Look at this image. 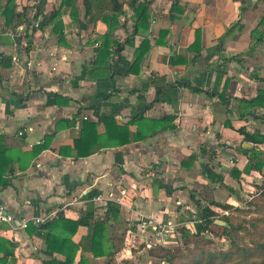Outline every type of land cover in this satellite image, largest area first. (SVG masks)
I'll use <instances>...</instances> for the list:
<instances>
[{
    "label": "crops",
    "instance_id": "obj_1",
    "mask_svg": "<svg viewBox=\"0 0 264 264\" xmlns=\"http://www.w3.org/2000/svg\"><path fill=\"white\" fill-rule=\"evenodd\" d=\"M52 1L47 0L45 13L53 9ZM252 2L247 5L252 6ZM163 3L171 7L172 2L154 0L151 5L161 11L157 16L152 14L147 33L151 49L137 76L127 74L134 52L129 46H123L119 56L112 55L103 65H95L97 41L107 30L102 23L80 30L63 14L61 40L53 25L34 34L22 31L30 38L20 40L0 17V135L19 139L22 154L52 135L49 149L25 172H15L12 186L0 188L4 212L16 221H28L25 229L13 228L12 221H0V238L15 245L13 258L6 264L51 260L44 253L42 236L29 231L30 224L42 225L34 224L32 218L60 214L76 221L87 210L96 218L103 217L109 202L119 206L117 220L109 223L116 235L125 237L123 247L111 259L79 250L73 264H166L150 256L146 244L163 246L155 227L169 222L176 227L192 224L196 208L191 194L199 193L200 187L217 193L221 188L235 192L236 187L252 182L256 187L261 185L264 168L261 174L242 173L248 160L241 149L253 145L244 142L239 133L243 129L264 135V109L241 104L264 90V83L258 81L264 79V55L260 53L264 40L253 42L251 33L256 27L248 20L253 16L252 7L240 15L243 0H179L181 13L171 21L170 7L165 10ZM119 23L115 37L123 42L132 26L130 15L120 18ZM161 30L169 32L163 46L155 44ZM196 30L200 44L188 50ZM142 39L135 35L134 47ZM118 57L121 61L116 68ZM172 58L177 64H172ZM157 87L160 95L155 101ZM49 94L58 95L59 104ZM140 113L149 120L173 116L172 128L133 141L137 127L130 126V144L103 148L86 158L73 155L82 121L98 123L102 117L113 116L122 125ZM75 116V123L66 125ZM150 131L144 129L143 135ZM97 132L104 134L103 124ZM263 147L257 146L264 152ZM61 148L71 151L61 155ZM192 156L195 160L190 165ZM205 168L221 176L223 186L209 181ZM232 170L242 173L238 180L231 176ZM92 191L96 196L90 200L86 195ZM109 194L119 203L108 200ZM87 233V228L79 227L72 242L80 243ZM105 245L110 247V243ZM55 257L64 260L60 255Z\"/></svg>",
    "mask_w": 264,
    "mask_h": 264
},
{
    "label": "trees",
    "instance_id": "obj_2",
    "mask_svg": "<svg viewBox=\"0 0 264 264\" xmlns=\"http://www.w3.org/2000/svg\"><path fill=\"white\" fill-rule=\"evenodd\" d=\"M16 0H0V17L4 19V25L7 28H17L22 25L26 30L31 26V33L42 31L49 25H53L52 30L59 36V40L64 38L62 34L63 23L61 16L67 14L73 23L78 25L80 30L87 29L88 26H95L102 23L106 27V32L97 42L99 49L96 54L95 65H103L112 55L119 56L118 49L122 46L134 48L133 61L130 64L127 74L139 75L145 56L151 49L150 41L147 33L150 28L152 15L150 7L154 0H60L58 8H54L48 13H45L47 0H33L32 16L29 17L31 10L25 7L22 13H17ZM238 1V0H234ZM264 4V0H260ZM126 9L131 12L130 20L132 23L130 33L123 42L115 37L116 31L120 27L119 19L126 16ZM245 8L240 7V15ZM80 12L82 17L80 19ZM181 13L179 0H173L168 12V17L172 21L177 14ZM37 23V26H33ZM127 20L124 26H126ZM237 26L236 25H233ZM264 27V16L260 19L257 28L251 33L255 37V41L262 42L264 31L261 33L259 28ZM232 28V27H231ZM136 31V34H134ZM230 29L227 30V33ZM167 30L159 31L156 45H166L165 38L168 35ZM142 36L143 39L137 47H134V36ZM30 38V37H28ZM200 44V32L195 31V41L188 48L193 50ZM176 59L172 58V64H177ZM116 62V61H115ZM164 80V79H162ZM264 83V79H258ZM185 87L190 88L194 92H201L200 89L191 86L189 83H183ZM50 95V94H49ZM160 95V89L156 88V98ZM55 98V102L59 104L60 97L56 94H51ZM241 104L249 105L252 108L264 109V90L258 91V94L253 99L241 101ZM140 113L137 117L131 119L127 124H117L113 116H105L98 120V123L82 121L80 136L74 141L72 149L75 158H86L98 152L103 148L123 147L131 143L130 126L136 125L137 131L133 135V141H143L150 138L153 134L172 128L170 126L173 121V116H165L159 120H149ZM76 116L66 125H73L76 121ZM103 124L105 132L99 135L97 127ZM149 128L151 131L143 135L144 129ZM58 127L55 130L58 131ZM243 136L244 142L252 144L253 148H242L241 153L247 158V164L242 173L250 174L256 172L261 174L264 168V152L259 150L257 146L264 145V135L259 132L253 134L246 133L243 129L239 130ZM52 135L44 137L43 143L32 147L31 151L22 154L20 149L22 142L13 137L0 135V188L5 189L12 186L11 177L15 172H25L28 167L33 165L35 159L45 150L49 149ZM113 141L103 143L102 140ZM111 144V145H110ZM16 148L18 150H16ZM71 151L70 148H61L60 154L64 151ZM71 153V152H69ZM211 158L212 155L208 154ZM195 160L192 156L188 159L191 165ZM240 172L231 171V176L238 180L241 176ZM205 174L209 181L220 183L223 186L222 177L213 173L211 169L205 168ZM264 179V176H262ZM257 193L250 201L248 206L259 209L263 215L261 219H253L248 226L241 223L235 224L232 217L229 215L221 216L216 209L224 212L239 213V208L232 207L227 204H220L215 201L200 202L193 194L190 195L196 207V215L192 220L191 227L182 226L176 228L183 242V252L173 251L163 246H155L148 249V254L157 258L166 264H264V180L260 186L256 187ZM168 193V192H166ZM96 196V191H92L86 195L88 199H93ZM119 215V206L114 202H109L106 205V215L103 217H95L92 211L83 214L78 220L72 221L65 219L62 215H57L52 220L33 227L29 225L31 233H37L44 240V253L51 257V260L42 264H73L76 254L79 250H85L93 254L95 258L107 257L111 259L115 253L123 247L125 237L116 235V230L110 221L117 220ZM221 221L226 224V227H218L215 221ZM261 223V226H260ZM79 227L88 229V233L80 243L72 242V237L75 235ZM212 228H217L214 231ZM245 234V239L240 235ZM110 233V235H109ZM212 234L215 238H222L229 242L228 249L211 250V239L206 236ZM179 238V239H180ZM106 243H110V247H106ZM15 245L5 239L0 238V264H6L10 258H13ZM60 255L64 258L59 261L55 255ZM110 262V261H109Z\"/></svg>",
    "mask_w": 264,
    "mask_h": 264
},
{
    "label": "rangeland",
    "instance_id": "obj_3",
    "mask_svg": "<svg viewBox=\"0 0 264 264\" xmlns=\"http://www.w3.org/2000/svg\"><path fill=\"white\" fill-rule=\"evenodd\" d=\"M172 1L173 0H169V2H172ZM249 1L251 2L252 0H243V6L245 8V11L249 7H252L253 16L250 17L248 20L253 25H255V27L257 28V25H258L260 19L264 16V4L260 0H253L254 2H252V3H254V4L252 6H249V5H247V3ZM15 4L19 10H23L25 7H29V9L31 10V8L33 6L32 0H16ZM51 4H52L53 9L58 8L59 4H60V0H55V2L52 1ZM169 4L163 3V4H161V6H164L165 10H168V8L170 7ZM160 11H161L160 7L159 8H157V6L150 7L151 15L155 14L157 16V15H159ZM127 15L131 16V12L128 9H126V18H127ZM31 16H32V13L29 14V17H31ZM33 26H34V24H33ZM30 31H31V26L26 31V34H30ZM258 31L261 33L262 31H264V27L259 28ZM13 32L16 35V37H18L20 40H22L23 38H25L27 40L29 37V35H26L24 32H21V33L15 32L14 29H13ZM8 34H10L9 29H8ZM256 36H258L257 33L255 34L254 37L252 36L253 42L258 43V41L257 42L255 41ZM263 40H264V38H263ZM259 43H261V42H259ZM260 46H261L260 47V53L264 55V43ZM261 88H264V85H261ZM260 180H259V182H260V184H262V182ZM227 183H228V185H231V181H228ZM232 184L234 185V182ZM249 185H250V187H248ZM255 185H256L255 182L248 183V186L246 185L245 187L240 188V189L235 186L236 187L235 192H231L228 189L221 188V191H217V193H214V189L209 190L207 188L205 189V188L200 187V189H199L200 192L196 193L194 196L200 202L215 201V202H218L221 204H227V205H231L232 207L239 208L241 212H239V213L234 212L232 214H230L231 212H224V211L219 210V209H216V210L221 216H223V215L231 216L232 221L235 224L241 223L245 226H248L251 222L254 221L253 219H261V217L263 216L261 214V212H259V209L256 210V208L248 206L249 205L248 203L250 201H252L253 197L256 196L257 189H256ZM193 214L196 215L195 212ZM190 215H192V214H189L188 217H191ZM217 226L223 227L220 225H217ZM260 226H261V223H260ZM180 227H182V226H179V227L177 226L176 228L179 229ZM189 227L192 229L191 225H189ZM212 229L216 232L218 231L217 228H212ZM240 235L243 238L245 237V234L243 232H241ZM206 237L208 239H211V241H212V245L210 247L211 250H216V251L225 250V249H228V247H229V242L226 241L225 239L215 238V237H213L212 234H208ZM179 238H180V235L178 232H175V234H172V235H167L166 237L164 236L163 238L160 236V239L163 240L162 241L163 247L170 249V250H173V251H180V253H182L183 252V242H182L181 238L180 239Z\"/></svg>",
    "mask_w": 264,
    "mask_h": 264
},
{
    "label": "built area",
    "instance_id": "obj_4",
    "mask_svg": "<svg viewBox=\"0 0 264 264\" xmlns=\"http://www.w3.org/2000/svg\"><path fill=\"white\" fill-rule=\"evenodd\" d=\"M34 26L36 27L37 23H34ZM17 30H18V32H22V31H25L26 28L24 26H20V27H18ZM84 119H85V117H84ZM120 194L122 196L125 195V191H121ZM107 199L111 200V201H116L113 194H109ZM116 202L119 203V200H117ZM53 218H54V214L46 215V216L38 217V218H32L31 220L34 224H44V223L52 220ZM0 221L1 222L12 221L14 223L13 228H15V229H25V228H27V223H28V221H18V220L16 221L11 215L5 213L3 208H1V207H0ZM175 227H176L175 224L169 222L165 225L160 226L159 228L155 227L154 232L163 238L164 236L166 237L167 235H172L175 231ZM146 246H147V248H151V247H154L156 245L148 243V244H146Z\"/></svg>",
    "mask_w": 264,
    "mask_h": 264
},
{
    "label": "water",
    "instance_id": "obj_5",
    "mask_svg": "<svg viewBox=\"0 0 264 264\" xmlns=\"http://www.w3.org/2000/svg\"><path fill=\"white\" fill-rule=\"evenodd\" d=\"M134 34H136V31ZM122 50H123V46L118 49V52L120 53ZM120 61H121V58L118 57L117 63L115 64L116 68H117L118 64L120 63ZM245 146L250 147V145H247V144H245ZM215 224L226 227V224L224 222H221V221H215Z\"/></svg>",
    "mask_w": 264,
    "mask_h": 264
}]
</instances>
